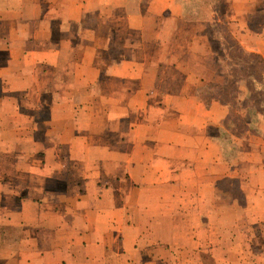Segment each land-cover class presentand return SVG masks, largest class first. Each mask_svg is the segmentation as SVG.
I'll return each instance as SVG.
<instances>
[{"label": "crops", "instance_id": "1", "mask_svg": "<svg viewBox=\"0 0 264 264\" xmlns=\"http://www.w3.org/2000/svg\"><path fill=\"white\" fill-rule=\"evenodd\" d=\"M261 1L0 0V264H178L194 226L264 220V111L204 89L211 38L264 65Z\"/></svg>", "mask_w": 264, "mask_h": 264}, {"label": "rangeland", "instance_id": "2", "mask_svg": "<svg viewBox=\"0 0 264 264\" xmlns=\"http://www.w3.org/2000/svg\"><path fill=\"white\" fill-rule=\"evenodd\" d=\"M205 2L208 5V9L214 7V2L213 0H205ZM264 5V0L261 1V7L253 15V20L251 21V24L253 26H261L264 24V11H261L262 6ZM264 10V8L262 9ZM197 15H195L194 20H196ZM202 18H199L198 20L201 21ZM213 17L211 16L209 24L214 25L213 23ZM213 27V28H212ZM211 30L212 33L214 32L217 33V29L219 28L220 30L226 29V26L223 25L222 27L217 26H212ZM209 28V27H208ZM214 30V32H213ZM230 43V44H229ZM225 47L222 45V43L217 39L211 38V51H214V58L216 61H218L224 68L226 72V76L224 78V83L223 87L218 86L214 87L213 85L206 86L204 89H206L205 92H210L211 95L213 93H217L218 90L221 91L222 93V98L223 99H229L228 98V92L232 91L233 89H236V91H240L241 95H245L247 97H250L252 99V104L258 105L260 114L261 112L264 111V91L262 95H260V91L264 90L263 84L257 82V73L260 74V71L264 67H261V65H255L257 64V58L256 57H247L246 55L244 56L242 53L239 51V54L237 52L233 53V48L234 44L231 43V41L226 39L225 42ZM232 46V49L229 51V48ZM237 51V49L235 50ZM232 53V54H231ZM230 54V56H229ZM232 57V58H231ZM234 57L236 59L239 58V65L235 62L236 64V70L233 68L235 65H232L230 60H233ZM250 62V63H249ZM222 67V68H223ZM240 69H237V68ZM256 70L258 72H256ZM230 77L228 78V75ZM250 76V78H248ZM256 77V78H255ZM237 79V81H236ZM239 80V81H238ZM220 93V94H221ZM208 95V94H206ZM243 101H247L248 99L245 97ZM249 103V102H248ZM246 104V103H245ZM259 116V114H258ZM254 117L253 113H251V119ZM255 117H257V113H255ZM235 118H231V124H233L235 121ZM259 121V118L257 119ZM254 123V121H253ZM244 124L243 122H240V126L237 125V128L233 129V132L235 134H240L241 132L246 131L247 129L242 126ZM234 125V124H233ZM256 126V125H254ZM239 146V145H238ZM231 154L234 153L236 154L238 151L237 149L239 147L234 146V144H231ZM234 186L233 184L230 183H225L224 187L227 186ZM229 213H227L226 216V224L225 226H221L220 229L213 227L210 231L206 232L205 228H200V226H194L193 227V232L195 236V241L192 243V245H189V247L194 250V254L192 256L185 255L183 253V250H180V244H179V252H178V264H216L215 259L212 258L211 256H208L205 251L206 249H212L213 241L209 243V246L207 244L204 245L202 248V238H206L205 236L212 235L214 233V237H216L219 234L222 238L227 243V250L231 249L229 245V241L234 242L235 240H241V242L236 246L238 248H235L237 251V258H231V256H225L224 258H221L224 260V262H221V259L219 260L221 263L220 264H264V220L261 221L260 223H251L253 219V216L251 215V212H246L245 215H241L239 219L236 221L232 222L233 218ZM230 217V218H229ZM168 229L169 226H165V229ZM178 232L176 234H179V236H184L186 234V225L184 224H177ZM158 232L161 231V229L157 228ZM166 232H169L165 230ZM212 231V232H211ZM178 236V235H177ZM178 236V237H179ZM180 238V237H179ZM199 238V239H198ZM181 239V238H180ZM184 239H182L183 242ZM150 244H153V242H149ZM182 253H181V252ZM203 254V255H202ZM175 260V258H172Z\"/></svg>", "mask_w": 264, "mask_h": 264}, {"label": "trees", "instance_id": "3", "mask_svg": "<svg viewBox=\"0 0 264 264\" xmlns=\"http://www.w3.org/2000/svg\"><path fill=\"white\" fill-rule=\"evenodd\" d=\"M227 40H229V41H231V43H233V40L231 38H227ZM233 48H235V47L233 46ZM252 56L257 58V64L258 65H261V67L264 66L261 58H259L257 55H252ZM256 72H258V71L256 70ZM258 80H259V82H262V75L258 76Z\"/></svg>", "mask_w": 264, "mask_h": 264}]
</instances>
